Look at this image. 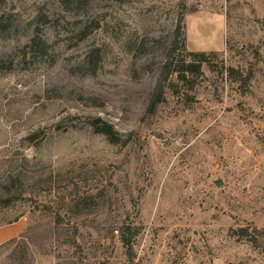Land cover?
<instances>
[{
	"label": "rangeland",
	"instance_id": "1",
	"mask_svg": "<svg viewBox=\"0 0 264 264\" xmlns=\"http://www.w3.org/2000/svg\"><path fill=\"white\" fill-rule=\"evenodd\" d=\"M75 2L0 0V226L33 264H264V0ZM181 7L207 62L162 81Z\"/></svg>",
	"mask_w": 264,
	"mask_h": 264
},
{
	"label": "trees",
	"instance_id": "2",
	"mask_svg": "<svg viewBox=\"0 0 264 264\" xmlns=\"http://www.w3.org/2000/svg\"><path fill=\"white\" fill-rule=\"evenodd\" d=\"M66 5H71L76 3V0H60ZM183 6V5H182ZM177 13L175 27H174V39L173 47L170 49V52L167 55V60L162 67V81L166 80L170 74H175L176 78L181 81H186L191 76H200L202 74L201 65L207 62V53L205 52H194V51H185V55L181 58L175 56L172 57L173 52L176 50V44L178 38H180L182 48L184 49V14L185 7H181ZM188 57V59H187ZM227 76L232 80L237 82L238 90L241 94L245 93L248 88V85L253 78L252 67L241 70L239 68H234L232 66L226 67ZM158 82L155 90L150 98L149 108L153 110L156 105L161 101V82ZM91 125L94 126L96 132L103 134L110 142L115 143L118 141V137L113 127L103 122L100 118H93ZM15 185L18 183V178L14 179ZM18 186V185H17ZM17 190V189H16ZM21 193H17V197L21 196ZM17 199H0V210L7 208L10 204L15 202ZM19 216H15L12 219V222L17 221ZM10 222V221H8ZM1 224V223H0ZM130 225L123 223L119 228V238L124 247L127 249L131 248V234H130ZM245 231L242 235H247L246 229H240ZM256 230V229H254ZM30 241L27 238V232L20 234L18 237H12L6 240L3 243H0V264H33L32 258L28 253V245ZM13 245L18 248H13L8 255L2 256L1 254L8 250Z\"/></svg>",
	"mask_w": 264,
	"mask_h": 264
},
{
	"label": "crops",
	"instance_id": "3",
	"mask_svg": "<svg viewBox=\"0 0 264 264\" xmlns=\"http://www.w3.org/2000/svg\"><path fill=\"white\" fill-rule=\"evenodd\" d=\"M24 228V223L20 219L0 226V243L16 236Z\"/></svg>",
	"mask_w": 264,
	"mask_h": 264
},
{
	"label": "water",
	"instance_id": "4",
	"mask_svg": "<svg viewBox=\"0 0 264 264\" xmlns=\"http://www.w3.org/2000/svg\"><path fill=\"white\" fill-rule=\"evenodd\" d=\"M220 184H221V182H220V181H217V182H216V185H220Z\"/></svg>",
	"mask_w": 264,
	"mask_h": 264
}]
</instances>
